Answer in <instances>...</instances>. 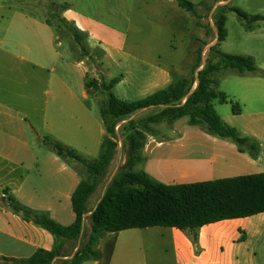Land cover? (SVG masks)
Wrapping results in <instances>:
<instances>
[{
  "label": "crops",
  "instance_id": "obj_1",
  "mask_svg": "<svg viewBox=\"0 0 264 264\" xmlns=\"http://www.w3.org/2000/svg\"><path fill=\"white\" fill-rule=\"evenodd\" d=\"M62 1L70 6L64 18L85 35L82 45L88 56L81 55L72 38L59 37L47 24L44 4L0 0V264H24L36 252L52 251L55 245L51 234L24 221L7 206L8 196L32 210L49 213L63 226H70L76 220L72 197L82 177L72 165L50 151L44 140L59 141L89 158L99 156L106 132L100 112L95 113L89 104L92 96L98 103L101 101L98 97L101 91L87 88L89 74L93 75L92 81L100 83L119 79L118 83L124 85L133 80L146 96L168 88L175 81L174 67L164 68L146 61L143 70L128 62L131 57L124 56L127 34L123 28L87 14L75 7L73 0ZM104 1L116 8L121 0ZM136 1L122 0L127 5ZM82 20L119 33L122 46L97 38L94 25L83 29ZM188 35L193 41L194 33ZM92 57H96V64L104 70V78L99 79L86 63ZM115 69L123 77L109 79L108 71ZM74 71L78 76L76 83L72 77ZM242 80L244 90L237 99L253 118L252 124L249 127L236 124V118L245 113L236 115L227 107H233L236 98L233 100L221 90L229 102L217 101L223 109H218L216 102L215 108L227 124L261 145L260 156L252 158L231 141L189 126L188 119L180 120L162 136H147L142 152L146 153V172L153 179L166 185H182L264 174V109H261L264 78L248 75ZM96 207L88 209L83 233L88 230L90 234L88 222ZM126 232L134 240L136 252H141L149 264H264V214L222 221L194 231L156 227ZM138 241L143 242V248ZM71 244L65 246L53 264L69 261L65 250L73 247Z\"/></svg>",
  "mask_w": 264,
  "mask_h": 264
},
{
  "label": "trees",
  "instance_id": "obj_2",
  "mask_svg": "<svg viewBox=\"0 0 264 264\" xmlns=\"http://www.w3.org/2000/svg\"><path fill=\"white\" fill-rule=\"evenodd\" d=\"M26 1L43 4L40 0ZM175 1L181 9L197 18L194 3L190 0ZM45 7L48 12L47 24L56 32L57 29L64 30L65 36L62 38H72L81 55L88 56V51L82 45L85 35L74 23L63 17L70 6L67 3L58 5L49 0ZM229 11L237 12L244 20L249 19L246 13L235 8ZM253 20L257 22L264 20V17H254ZM215 25L218 44L211 47L207 65L200 71L202 64L201 56L199 57L190 79L179 77L168 88L133 103L122 101L112 93L119 79L109 83L97 80L87 83L88 90L94 88L104 95L99 103V111L106 136L99 156L89 158L59 141L51 138L44 140L45 146L72 165L81 177L83 172L88 175L86 180L82 177L72 197L75 222L70 226H63L53 220L49 213L32 210L14 197H7V206L16 215L47 231L55 241L52 251L40 250L24 264H53L68 243L76 242L82 237L85 216L89 213V201L96 190L97 181L104 176L114 160L119 146L117 128L126 120L129 122L122 128L129 148L125 170L115 178L92 212L87 244L71 264H111L118 236L128 230L161 227L194 231L222 221L264 214V174L197 184L166 185L155 181L144 171H134L137 165L144 163L142 151L147 136L153 134L150 126L164 122L173 125L184 118L188 119L191 127H200L209 135L231 141L240 152L247 153L252 158L260 156L261 145L227 124L217 112L215 102H229L228 97L220 91V83L224 77L236 74L241 77L254 75L264 78V71L258 68L256 60L251 56L224 53L220 45L227 37L226 16H218ZM232 105L234 113L239 115V104ZM151 108L159 111L145 119H131L135 114ZM103 242L104 247L101 246Z\"/></svg>",
  "mask_w": 264,
  "mask_h": 264
},
{
  "label": "rangeland",
  "instance_id": "obj_3",
  "mask_svg": "<svg viewBox=\"0 0 264 264\" xmlns=\"http://www.w3.org/2000/svg\"><path fill=\"white\" fill-rule=\"evenodd\" d=\"M44 5H47L49 0H40ZM58 5L66 4L62 0H52ZM197 18L191 13L186 12L178 6L175 0H137L135 4L132 2L127 5L120 1L119 5L114 8L112 4L104 3V0L85 1L73 0V5L83 10L87 14L96 16L109 23L116 24L126 31L127 46L124 56H129L128 62H131L133 67L145 69V63L153 62L157 66L164 68H175L174 80L179 77L191 78V71L198 62L201 56L202 70L208 62L211 47L218 44V31L215 25L216 18L221 15L226 16V40L221 43L220 49L230 55L251 56L256 60L257 66L264 70V20L254 21V17H264V0H196ZM173 3V4H170ZM175 5V6H174ZM227 8V9H225ZM235 8L249 16L248 20L239 17L237 12L229 11ZM120 14V16L118 15ZM64 17V15H63ZM189 17H192L190 19ZM66 19V18H65ZM128 20V23H127ZM83 29L91 27L92 22L82 20ZM54 23L56 21L54 20ZM125 23V24H124ZM196 25V27L194 26ZM94 35L110 44L117 47L122 46L123 40L117 32L108 30L104 27L94 25ZM80 28V27H79ZM59 37H64V30L57 29ZM194 33L193 41L188 34ZM197 34V35H195ZM108 35V37H107ZM200 37V38H198ZM68 51V46H66ZM97 53L95 56L97 57ZM96 57H92L86 63L92 68L99 79L104 78L101 66L96 64ZM125 59L121 60L124 62ZM93 66V67H92ZM108 78H122L123 74L118 69L108 71ZM74 83L78 78L74 71ZM90 81L93 78L89 74ZM243 77L236 74H231L224 77L220 83V90L228 93L233 100L240 106V115L236 118V124L249 127L253 118L248 116L244 105L237 98L242 96V80ZM139 84L136 82L127 81L126 84L118 83L112 91L113 94L120 100L127 103L137 102L148 96L139 89ZM94 91V90H92ZM101 100L104 98L102 91L98 96ZM101 102V101H100ZM90 106L95 113L99 114V103L95 96H92L89 101ZM218 109H223L216 101ZM226 107V106H225ZM233 111V107L228 105ZM261 109H264L262 107ZM159 109H149L135 114L131 119L141 120L157 113ZM187 121V118L182 119ZM181 120V121H182ZM182 121V122H183ZM129 122L126 120L121 122L118 128V146L116 155L111 165L107 169L103 177L97 181L96 190L92 195L88 204V209L93 210L107 190L111 187L115 178L125 170V165L128 159V145L125 142L123 127ZM181 122V123H182ZM153 131V136H162L163 132L174 128L173 125H168L166 122L150 126ZM235 127V126H233ZM236 128V127H235ZM239 130V129H238ZM143 158L146 153L142 152ZM145 162V159H144ZM80 167V166H79ZM134 171L146 172L145 163L139 164ZM147 173V172H146ZM83 179H88L87 173L83 172ZM152 178V177H151ZM155 180V179H154ZM92 181V180H91ZM156 181V180H155ZM90 224V221L88 222ZM88 230L85 231L81 240L73 242V247L66 248L65 252L69 254L68 264L76 257L88 241ZM80 241V242H79ZM80 243L79 248L76 246ZM141 248L143 242L138 241ZM134 240H130L128 232L120 234L118 249L115 254L112 264H149L145 257L136 252ZM105 242L101 243L104 247ZM137 246L136 248H138ZM151 257V256H150ZM55 264H61L56 262ZM84 264H93L86 262Z\"/></svg>",
  "mask_w": 264,
  "mask_h": 264
}]
</instances>
